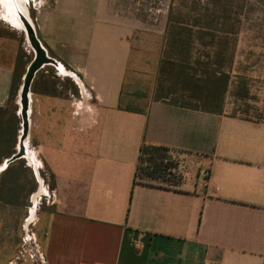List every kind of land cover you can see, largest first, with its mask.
I'll return each instance as SVG.
<instances>
[{
	"label": "crops",
	"instance_id": "obj_1",
	"mask_svg": "<svg viewBox=\"0 0 264 264\" xmlns=\"http://www.w3.org/2000/svg\"><path fill=\"white\" fill-rule=\"evenodd\" d=\"M31 23L58 67L44 65L30 88L27 138L38 168L10 166L21 159L0 168V207L23 209L22 227L33 224L46 264H264V71L229 74L227 94H256V105L225 102L211 113L151 101L128 112L120 106L127 76L161 51L129 0H50ZM4 38L0 108L12 104L13 87L18 100L33 58ZM142 146L182 153L180 180H135ZM42 167L53 187L32 216ZM15 254L0 243V264Z\"/></svg>",
	"mask_w": 264,
	"mask_h": 264
},
{
	"label": "rangeland",
	"instance_id": "obj_2",
	"mask_svg": "<svg viewBox=\"0 0 264 264\" xmlns=\"http://www.w3.org/2000/svg\"><path fill=\"white\" fill-rule=\"evenodd\" d=\"M48 1L50 0H26L25 6L29 13L27 18L30 22L33 10L42 2ZM129 1L137 17L146 21L148 26H154V41L157 46L161 42V51L157 63H141L134 73H129L121 94V107L143 111L151 101L158 100L160 95L167 97V102L179 100L211 110L225 102H238L239 105L249 106L261 101L260 96L256 94L249 96V100L235 98V88H231L228 94L225 91L222 97L221 88L224 81L218 80L216 83L213 79H226L231 72L244 74L247 71H264V0ZM0 37H5L3 41L7 45L11 43L12 47L17 46L21 56L22 46L30 48L24 32L8 22L2 16L1 10ZM16 101L18 102L13 100L8 108H0V129L7 141L0 150V165L3 163L1 157L11 152L13 143V153L16 152L21 131ZM29 140L27 138V145L31 149L32 143ZM158 154L146 151L141 153L137 181L149 180L145 177L150 166L147 160ZM160 154L165 155L166 161L170 166H176V169H165L164 180L170 181L157 180L152 183L170 185L179 176L177 166L183 154L173 150ZM166 161L161 165L167 164ZM28 164V160L21 159L10 166L27 167ZM39 174L44 192L38 195L37 199L38 204L41 199L40 203L45 205L51 196L53 178L44 167ZM196 174V171L187 168L182 176L188 183H193ZM28 176L26 175L27 181ZM32 184H26V187L32 188ZM28 197L29 194L26 199ZM31 206L30 208L28 202L24 211L28 213L29 208H33L32 197ZM22 214V208L18 210L0 207V243L6 251L17 252L24 237L31 234H34L39 242L33 224L27 223L25 228L22 227Z\"/></svg>",
	"mask_w": 264,
	"mask_h": 264
},
{
	"label": "water",
	"instance_id": "obj_3",
	"mask_svg": "<svg viewBox=\"0 0 264 264\" xmlns=\"http://www.w3.org/2000/svg\"><path fill=\"white\" fill-rule=\"evenodd\" d=\"M19 19L24 29L25 39L28 43V46L33 52V58L27 66V69L23 75L21 86L18 92L17 105L19 108L18 113L21 119V131L20 136L18 137L16 152L4 161V166H7L9 163H12L16 160L23 159L26 155L24 142L28 137L29 131V94L35 74L44 65H53L55 67H58V63L53 58L47 55V52L41 45L39 39L37 38L34 28L29 19L23 16L22 14H20Z\"/></svg>",
	"mask_w": 264,
	"mask_h": 264
},
{
	"label": "trees",
	"instance_id": "obj_4",
	"mask_svg": "<svg viewBox=\"0 0 264 264\" xmlns=\"http://www.w3.org/2000/svg\"><path fill=\"white\" fill-rule=\"evenodd\" d=\"M213 80H216V83L218 80H223L224 83H223V87L221 88V93H222V97L224 96V93L227 89V84H228V81H229V76L225 79L223 77H218V78H214ZM15 88H11V92L9 94V102L12 103L13 101V98L15 97V92H14ZM184 91H187V90H184ZM215 92H217V90L215 89L214 90ZM170 95V94H169ZM156 101H168L167 100V97H164L162 95H160L158 97V100ZM170 103H173V104H176V105H179L181 107H185V108H189V109H192V110H201V111H206V112H211V113H220L221 112V105H219L216 109H206V108H202V107H199V106H194V105H190V104H186V103H183L182 101H179V100H176L174 102H170ZM9 107V106H8ZM7 107V108H8ZM2 109V108H1ZM5 109V108H3ZM123 109H125V111H128V112H140L141 110H137L135 108H130V107H123ZM15 136V134H14ZM13 141H15V139L13 138ZM7 144V141L4 137V134L2 133V130L0 129V150ZM13 147H14V143L12 144V148H11V152L8 154L9 156H11L13 154ZM143 151H146L148 153H159L157 156H151L149 158V160H147V163L150 165L149 166V169L147 171V174H145V177H147L149 180L148 181H142V182H139V183H145L147 185H152L154 181H157V180H161V181H170L169 179L168 180H164L165 178V169H168L170 171L172 170H175L176 169V166H170L169 162L166 161V157L165 155H161L160 153H167L169 151L168 148H165V147H155V146H142L141 149H140V155H139V162H138V166H137V170H136V173H135V180H137V171H138V168H139V163L141 161V153ZM163 161H166L167 164H165L164 166L161 165L163 163ZM160 175H164L163 177L160 176ZM175 178V176H174ZM180 180V178L177 176L175 181L172 182V184H176L178 181Z\"/></svg>",
	"mask_w": 264,
	"mask_h": 264
},
{
	"label": "bare ground",
	"instance_id": "obj_5",
	"mask_svg": "<svg viewBox=\"0 0 264 264\" xmlns=\"http://www.w3.org/2000/svg\"><path fill=\"white\" fill-rule=\"evenodd\" d=\"M25 3H26V0H0V10H1L2 16L6 18V20L10 22L14 27H16V29L18 28L22 32H24V29L19 19V16L20 14H22L23 16L27 18V9H26ZM24 146H25V153H26L25 158L29 161V163L32 166L38 168V161L36 160L35 156L28 148L27 139L24 142ZM3 166L4 164H1L0 168ZM40 184H41L40 189L38 190V192H36V194L32 196L33 208L31 209V213H34L33 210L38 204V199H37L38 195H42V192H44L43 187H42V182H40Z\"/></svg>",
	"mask_w": 264,
	"mask_h": 264
},
{
	"label": "built area",
	"instance_id": "obj_6",
	"mask_svg": "<svg viewBox=\"0 0 264 264\" xmlns=\"http://www.w3.org/2000/svg\"><path fill=\"white\" fill-rule=\"evenodd\" d=\"M207 177V172H202L199 177L203 182V186L205 187V181ZM27 262H30L32 264H46L45 257L41 252L40 246L36 238L34 237V234L24 237L20 248L18 249L14 257L9 260L8 264H25Z\"/></svg>",
	"mask_w": 264,
	"mask_h": 264
}]
</instances>
